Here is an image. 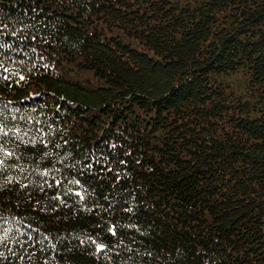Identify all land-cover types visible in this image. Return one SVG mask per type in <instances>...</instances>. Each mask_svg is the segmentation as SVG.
<instances>
[{
    "label": "trees",
    "instance_id": "16d2710c",
    "mask_svg": "<svg viewBox=\"0 0 264 264\" xmlns=\"http://www.w3.org/2000/svg\"><path fill=\"white\" fill-rule=\"evenodd\" d=\"M0 264H264V0H0Z\"/></svg>",
    "mask_w": 264,
    "mask_h": 264
}]
</instances>
